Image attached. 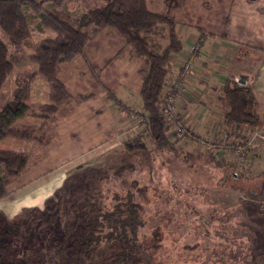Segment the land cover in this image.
Masks as SVG:
<instances>
[{
	"label": "trees",
	"instance_id": "obj_1",
	"mask_svg": "<svg viewBox=\"0 0 264 264\" xmlns=\"http://www.w3.org/2000/svg\"><path fill=\"white\" fill-rule=\"evenodd\" d=\"M71 6L81 13L70 14L67 9ZM32 24L36 26L34 29L54 31L55 36L41 40L29 56L37 66L36 71L19 73L14 81L21 89L42 75L50 93L47 102L26 101L15 95L0 107V143L9 138L30 143L26 153L0 150V199L8 195L7 186L12 180L47 156L46 146L57 138L54 114L68 113L85 98L74 99L58 80L59 64L81 54L86 42L105 26L119 32L131 55L144 58L139 69L141 108L136 114L153 148L178 153L170 145L172 136L168 135V127L158 110L167 63L171 55L183 48L178 23L165 10L149 9L148 0H0V29L13 48L19 50L27 43ZM160 30L166 39L164 46L153 39ZM12 69L8 47L0 39V90ZM220 103L222 128L248 133L264 126V115L258 111L260 101L250 84L240 85L233 77L227 78ZM27 116L40 120L36 132L13 128V124ZM125 153L145 157L148 152L143 141L136 137ZM88 172L90 169L83 168L82 172L67 173L60 186L43 200L42 208L22 207L13 221L0 210V264H96V254L103 253L107 244L116 249L100 255L105 256L102 264L141 263L143 248L138 237L141 208L129 196L114 198L115 203L109 207L95 202L98 198L95 189L84 181ZM228 172L232 177L241 175L237 171ZM22 256L26 259L20 260Z\"/></svg>",
	"mask_w": 264,
	"mask_h": 264
},
{
	"label": "rangeland",
	"instance_id": "obj_2",
	"mask_svg": "<svg viewBox=\"0 0 264 264\" xmlns=\"http://www.w3.org/2000/svg\"><path fill=\"white\" fill-rule=\"evenodd\" d=\"M180 1L166 0V4L172 7ZM190 3L188 10L192 13V20L196 16L199 19L210 17L215 12L219 13L221 8L220 0H190ZM163 5L162 0H148L151 10L160 11ZM207 6L210 7L205 10ZM67 11L73 15L81 13L72 6ZM172 15L178 18L171 11ZM32 27L31 36L19 50L13 48L0 29V39L7 45L8 59L13 64L0 90V107L15 95H20L26 101L48 100L45 92L49 94V85L42 75H37L38 80L28 90L30 97H27L25 89L21 95L14 81L19 73L36 71L37 66L29 60V56L34 54L41 40L55 36L50 29L36 30L35 24ZM153 39L160 46L166 44L162 30L153 35ZM247 48L243 46L242 49L252 51ZM258 50H254L253 56L245 60V70L254 72L257 58L264 53L261 48ZM196 71L195 66L193 77ZM176 75L171 76L167 72L166 79L170 84ZM232 77L233 80L237 78L235 82L238 84L247 85L245 79L240 81L242 77ZM211 104L213 107L209 110L213 112L214 122L209 128H217L216 132H213L214 129L208 135H199L188 125L193 135L190 138L179 135L170 137V145L175 146L178 153L153 148L152 140L144 129L141 130L142 125L138 123L140 118L133 121L131 117L130 123L129 120L119 121V125L127 123L122 127L126 132L125 137H116L112 131V137L117 139H114V146L93 154L66 172L75 174L82 172L83 168L90 169L84 181L95 189L98 196L95 202L100 205L109 207L115 203L114 198L122 199L124 196L131 197L139 205L142 226L138 229V237L143 248L140 264H264V144L246 150L241 158L230 151L217 153L208 149L205 142L212 138L219 141L222 130L231 131L220 126L222 109L215 106L221 103L214 99ZM39 124L40 120L27 116L13 124V128L36 132ZM136 137L147 148L145 157H132L125 153L127 145H133ZM11 144H14L16 151L30 150L29 141L10 138L0 143V149ZM228 171H237L241 175L232 177ZM20 192L9 194L8 199L0 202V209L9 215V221H13L14 212L21 210V205L13 206L22 201L24 195ZM16 197L20 200L12 202ZM42 203L32 201L26 202V205L42 208ZM104 246L107 249L103 253L116 249L110 248L109 244ZM103 253L96 254V264L104 262L105 256H100ZM25 259L24 256L20 258Z\"/></svg>",
	"mask_w": 264,
	"mask_h": 264
},
{
	"label": "crops",
	"instance_id": "obj_3",
	"mask_svg": "<svg viewBox=\"0 0 264 264\" xmlns=\"http://www.w3.org/2000/svg\"><path fill=\"white\" fill-rule=\"evenodd\" d=\"M162 1L164 8L160 10H165L169 16L171 11L178 16L170 17L178 23L177 32L183 44L182 50L171 55L167 63L169 75L180 73L182 56L190 50L192 41H200L194 52L196 76L189 78L190 82L186 80L184 93L177 98L179 113L193 132L199 135L212 133L213 128H209L214 122L213 112L209 110L213 107L211 101L216 99L220 104L224 81L235 75L245 78L246 84L256 92L260 101L258 111L263 116L264 53L257 58L254 72L245 70L244 62L253 56L254 50L261 48V52L264 51V0H220L219 13L200 19L196 16L195 20L191 19L190 0H182L172 7L166 4V0ZM242 45H248L247 49L252 51L242 49ZM143 60V57L130 54L114 27L105 26L86 42L81 54L59 64L58 80L66 85L74 99L85 98L68 113L54 114L57 138L46 146L47 156L12 180L7 186L8 195L0 202L8 199L9 194L21 191L20 194L24 195L22 201L13 205L14 208L18 204L27 207L26 202L42 203L60 186L68 170L93 154L114 146L116 138L112 137V131L116 137H125L122 127L127 123L119 125V121L140 118L136 113L141 108L139 69ZM36 80L37 76L25 88L18 87L19 93L25 89L30 97L28 90ZM45 96L49 98L46 92ZM215 107L222 109L221 104ZM125 111L129 113L124 114ZM140 121L141 118L138 123L143 130L144 124ZM11 145L0 150L16 151L14 144ZM18 199L16 197L12 202Z\"/></svg>",
	"mask_w": 264,
	"mask_h": 264
},
{
	"label": "built area",
	"instance_id": "obj_4",
	"mask_svg": "<svg viewBox=\"0 0 264 264\" xmlns=\"http://www.w3.org/2000/svg\"><path fill=\"white\" fill-rule=\"evenodd\" d=\"M199 42L200 41L197 39L192 41L190 50L182 56V68L180 73L178 72L175 76L176 79L174 82L170 84L168 79L165 78L164 80V90L158 103V110L161 118L168 127L170 136L179 135L185 136L186 138L193 136L189 131L187 121L179 113L177 98L181 93H184L185 84H183V82L193 77V71L195 70L194 52L197 51ZM234 81H237V78H235ZM214 129L213 132H216L217 128ZM221 132L222 137L219 141H215L212 138L210 141L205 142L208 149L217 153L230 151L241 158L246 150L255 149L260 143H262L261 145L264 144V128L260 126L251 129L248 133H241L239 131L231 132L227 130H222ZM230 135L231 138H229Z\"/></svg>",
	"mask_w": 264,
	"mask_h": 264
},
{
	"label": "water",
	"instance_id": "obj_5",
	"mask_svg": "<svg viewBox=\"0 0 264 264\" xmlns=\"http://www.w3.org/2000/svg\"><path fill=\"white\" fill-rule=\"evenodd\" d=\"M244 79H245V78H243V77H242L240 81H241V82H243V81H244Z\"/></svg>",
	"mask_w": 264,
	"mask_h": 264
}]
</instances>
